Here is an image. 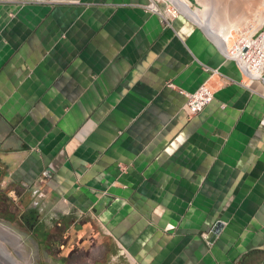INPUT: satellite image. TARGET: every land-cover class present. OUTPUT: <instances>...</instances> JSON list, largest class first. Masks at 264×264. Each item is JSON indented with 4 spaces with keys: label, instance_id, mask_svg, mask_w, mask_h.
Returning <instances> with one entry per match:
<instances>
[{
    "label": "crops",
    "instance_id": "obj_1",
    "mask_svg": "<svg viewBox=\"0 0 264 264\" xmlns=\"http://www.w3.org/2000/svg\"><path fill=\"white\" fill-rule=\"evenodd\" d=\"M148 3L0 0L7 197L31 201L52 246L60 231L63 256L89 221L128 264H264V82L196 20ZM202 83L213 99L187 116Z\"/></svg>",
    "mask_w": 264,
    "mask_h": 264
},
{
    "label": "rangeland",
    "instance_id": "obj_2",
    "mask_svg": "<svg viewBox=\"0 0 264 264\" xmlns=\"http://www.w3.org/2000/svg\"><path fill=\"white\" fill-rule=\"evenodd\" d=\"M203 2L205 3L206 0ZM211 3L213 7L210 6L212 9L208 11L215 12L218 16H211L209 19L218 21L236 20V16L239 18L241 13L244 14L243 20H245L247 24L240 25V29L236 31L234 38L231 40L232 42L237 38L240 31L252 32V29L258 26L253 15L255 7L259 5L258 0H244L240 3L237 10H231L230 12H225L223 9L226 0H216ZM262 26L264 27V21ZM208 34L210 35L209 32ZM232 42H230V45ZM9 183L10 181L5 183L0 181V228L11 233L18 242L16 249L11 247L6 241H4V244L6 249L10 251L20 264H114L112 258L108 255H104L106 254L105 251L107 252L109 250L111 255L115 253L113 252L114 250H117L118 258L117 262L115 260L116 264H128L120 248L117 247V249H114L116 248L115 244L109 241L107 236L100 233L99 230L94 227L93 223L89 221L88 225L90 230L85 234L84 237L86 238L79 237L76 239L78 241L82 238L85 239V246H80L78 248H76V246L69 256H63V250L57 248L63 241V235H61L60 231H57V229L53 230L55 234H50L51 237L56 239V246L51 245V239L48 235L43 238L37 235L38 228L35 227L36 220H33L30 217L32 215L28 212L29 210L27 211V209H30L29 205H32L31 201L26 199V201L19 200L15 202L12 198L7 197L6 193L11 191V189L15 190V194L18 193L16 188L18 186L15 187V185ZM38 207L40 206L37 204L36 208ZM42 220L44 221V218H42ZM79 223L82 222H77L75 225L78 227ZM103 256L104 261L100 260Z\"/></svg>",
    "mask_w": 264,
    "mask_h": 264
},
{
    "label": "built area",
    "instance_id": "obj_3",
    "mask_svg": "<svg viewBox=\"0 0 264 264\" xmlns=\"http://www.w3.org/2000/svg\"><path fill=\"white\" fill-rule=\"evenodd\" d=\"M146 9L168 22L183 13L176 0H149ZM221 51L227 59L235 61L247 79L254 77L257 72L264 76L263 26L254 30L253 33L240 31L230 47L226 51L222 49ZM261 78L262 76L259 79ZM209 89L205 83H202L194 91L184 93L185 101L182 110L187 116L198 113L212 101L213 92Z\"/></svg>",
    "mask_w": 264,
    "mask_h": 264
},
{
    "label": "bare ground",
    "instance_id": "obj_4",
    "mask_svg": "<svg viewBox=\"0 0 264 264\" xmlns=\"http://www.w3.org/2000/svg\"><path fill=\"white\" fill-rule=\"evenodd\" d=\"M200 1L204 4V10L191 9L186 0H176L182 12H184L186 15L196 20L201 26L206 28V30L210 33V36L219 44V46H221L220 49L226 51L230 47V42H232L231 40L234 38L236 31L240 29V25L247 24V22L243 20L244 14L241 13L239 18L238 16H236V20H212L209 19L211 18V16L218 15L215 12L208 11L211 10V8L203 2L204 0ZM242 1L244 0H226L223 9L225 10V12L237 10ZM258 3L259 5L257 6L256 4L257 7H255L253 11V15L258 26L252 29V32L250 33H253L254 30L259 28L264 21V0H258ZM261 76V81L264 82V76L260 72L255 73L254 77H251V79H259ZM4 241L8 242L11 247L15 249L18 246V242L16 241L15 237H13L11 233H8L6 230L0 228V264H20L17 259L10 253V251L6 249Z\"/></svg>",
    "mask_w": 264,
    "mask_h": 264
},
{
    "label": "water",
    "instance_id": "obj_5",
    "mask_svg": "<svg viewBox=\"0 0 264 264\" xmlns=\"http://www.w3.org/2000/svg\"><path fill=\"white\" fill-rule=\"evenodd\" d=\"M220 227H221V223L220 222H217L213 226L212 231H211V234L208 237V240L209 241H212L215 238L216 234L219 232Z\"/></svg>",
    "mask_w": 264,
    "mask_h": 264
},
{
    "label": "flooded vegetation",
    "instance_id": "obj_6",
    "mask_svg": "<svg viewBox=\"0 0 264 264\" xmlns=\"http://www.w3.org/2000/svg\"><path fill=\"white\" fill-rule=\"evenodd\" d=\"M28 210H29V211H28ZM27 211L32 215V216H30V217L34 220V219L36 218V214H35V213L33 214L34 211H33L31 208H30V209H27ZM29 213H28V214H29ZM29 219H30V218H29ZM50 234H52V233H50ZM62 239H63V238H62ZM63 241H64V240H63Z\"/></svg>",
    "mask_w": 264,
    "mask_h": 264
}]
</instances>
